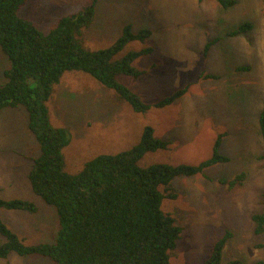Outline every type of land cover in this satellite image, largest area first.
Listing matches in <instances>:
<instances>
[{"label": "rangeland", "instance_id": "1", "mask_svg": "<svg viewBox=\"0 0 264 264\" xmlns=\"http://www.w3.org/2000/svg\"><path fill=\"white\" fill-rule=\"evenodd\" d=\"M91 0H28L21 15L48 32L62 16L78 12ZM244 22L250 31L237 36L227 32ZM130 24L134 32L152 31L133 40L129 50L153 47L134 65L146 72L119 80L139 94L151 108L137 112L112 89L83 71H69L55 86L48 101L55 126L69 131L64 148L65 169L79 172L100 154H116L139 142L150 125L169 149L149 151L139 161L198 164L220 150L228 162L214 164L193 176H177L166 188L163 209L182 227L169 264H203L227 233L221 264L239 258L244 264L264 261V234L255 232L253 215L264 210V140L259 125L264 109V0H238L225 8L216 0H97L93 22L80 39L88 49L112 45ZM223 37L208 51L206 45ZM10 66L0 46V84ZM247 66V70L238 67ZM214 75L213 77H207ZM189 85L187 92L164 108L154 103ZM39 145L28 127L23 106L0 111V199L23 198L38 205L35 213L0 207V218L27 244L52 243L61 228L55 206L37 195L28 178ZM245 173L241 183L232 180ZM5 237L0 233V242ZM56 264L40 255L16 252L0 264Z\"/></svg>", "mask_w": 264, "mask_h": 264}, {"label": "trees", "instance_id": "2", "mask_svg": "<svg viewBox=\"0 0 264 264\" xmlns=\"http://www.w3.org/2000/svg\"><path fill=\"white\" fill-rule=\"evenodd\" d=\"M216 1L225 8L238 2ZM27 2L0 0V46L10 60L4 72L6 80L0 84V111L7 107H25L29 130L39 145V154L33 158L28 178L33 191L56 207L61 228L55 242L27 244L0 218V233L5 237L0 242V259L16 252L20 256H44L56 264H169L182 227L172 213L163 209L165 196L160 186L167 188L177 176H193L214 164L228 162L229 157L220 150L224 134L216 141L213 155L198 164L161 162L142 167L139 161L147 152L170 146L169 140L157 137L154 128L147 125L139 142L130 149L100 154L86 162L79 172H68L64 148L70 142L69 131L52 123L48 106L55 86L66 72L83 71L115 91L117 97L129 102L135 111L146 112L152 105L119 77L143 75L146 71L137 68L134 61L152 53L154 48L129 50L118 55L131 41L144 40L152 31L143 28L134 32L128 24L112 45L91 50L84 46L80 35L94 20L97 0H91L78 12L62 16L57 26L48 32L21 15ZM252 27L251 22H244L230 29L227 35L237 36ZM222 38L209 41L206 51ZM211 76L214 75L207 77ZM188 87L153 106L171 105ZM259 125L264 140V109ZM261 159L264 161V153ZM245 176L243 172L222 182L235 185L243 182ZM0 207L32 213L39 209L34 201L23 198L0 199ZM252 219L255 232L264 234V210L255 213ZM230 236L227 232L216 243L203 264L222 263ZM227 264L244 262L234 258Z\"/></svg>", "mask_w": 264, "mask_h": 264}]
</instances>
